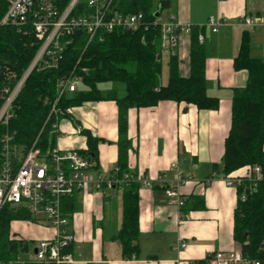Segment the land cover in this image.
I'll list each match as a JSON object with an SVG mask.
<instances>
[{
    "label": "crops",
    "instance_id": "1",
    "mask_svg": "<svg viewBox=\"0 0 264 264\" xmlns=\"http://www.w3.org/2000/svg\"><path fill=\"white\" fill-rule=\"evenodd\" d=\"M169 1L162 16L175 15L205 38L207 94L219 99L220 107L198 110L193 105L163 101L155 107L129 110L128 137L132 147L128 169L154 182L139 190V257L125 260L121 244L115 239L123 221V192H92L67 199L74 203L73 212L65 213L75 236L71 247L73 264H197L217 252L240 251L234 240L238 189L214 178L213 165H220L224 157L232 124L233 90L248 81L247 71L234 68L245 32L251 34L252 56L264 59V26L250 28L243 24L246 18H264V0ZM211 17L227 23L213 33L206 27ZM200 26L204 27L199 29ZM191 43V35H183L171 52L179 56L183 77L190 74ZM163 56L168 70L169 54ZM167 82L168 72L161 84ZM84 131L99 139L95 163L105 175L110 174L118 167L116 103L86 102L73 108V115L59 122L56 145L63 150L86 151ZM247 174L248 169L243 168L231 177L244 178ZM162 175L168 181L178 175L183 178L177 189L186 199L185 206L179 208L169 201L158 182ZM11 230L15 239L34 242L35 249L39 241L54 235L53 229L33 221H15Z\"/></svg>",
    "mask_w": 264,
    "mask_h": 264
},
{
    "label": "trees",
    "instance_id": "2",
    "mask_svg": "<svg viewBox=\"0 0 264 264\" xmlns=\"http://www.w3.org/2000/svg\"><path fill=\"white\" fill-rule=\"evenodd\" d=\"M63 12L71 0H53ZM169 0H114L117 11L123 15L142 14L143 26L137 32L117 30L100 32L89 42L88 34L78 30L69 41L57 68L34 72L28 79L16 102V116L11 131L16 132L19 144L29 148L37 139L43 152L56 145L58 133L47 122L52 104L58 98L57 85L72 74L82 78L79 90L60 98L59 118L67 108L86 102L114 101L118 107V167L120 175L128 172V152L132 147L128 137V112L130 109L151 108L163 101L193 105L198 110H218L220 101L208 96L206 80V50L199 42V30H193L190 50V74H180L179 56L168 57V82L161 84L163 52L160 46L161 26L157 12L169 7ZM8 10L6 0H0V21ZM84 2L78 4L75 15L83 12ZM162 15V13H161ZM160 15V16H161ZM40 42L32 28L20 32L13 26L0 28V65H7L20 76L39 50ZM237 71L248 72L247 84L233 90L232 124L225 140V153L220 165H213L216 174L231 176L243 168L259 167L262 179L252 188L246 178L238 188L239 200L234 212V240L240 246L243 258L249 264H264V59L251 53V34L245 32L238 56L234 60ZM110 84L106 91L100 85ZM122 85L123 88H120ZM63 111V112H62ZM47 122V124H46ZM3 129H0V133ZM88 149L79 151L93 161L98 159L97 144L90 131H84ZM136 175V174H134ZM138 182L125 187L123 196V221L115 237L122 247L125 260L139 257L140 198ZM245 196V200L241 197ZM74 203L67 200L64 213H72ZM26 207L5 206L0 211V264H42L33 257L35 243L15 239L11 225L15 221H35ZM197 264H206L201 261Z\"/></svg>",
    "mask_w": 264,
    "mask_h": 264
},
{
    "label": "built area",
    "instance_id": "3",
    "mask_svg": "<svg viewBox=\"0 0 264 264\" xmlns=\"http://www.w3.org/2000/svg\"><path fill=\"white\" fill-rule=\"evenodd\" d=\"M8 10L0 21L2 26H13L21 32L30 26L35 38L40 42L39 50L23 73L18 76L10 71L9 66L0 65V211L7 205L26 207L36 218L35 223L51 228L54 235L37 244L35 261L42 264H73L71 247L75 236L70 231L69 217L63 211L64 201L77 194L92 192H124L131 182H138L141 187L153 186L154 182L128 172L120 175V168L105 175L95 161L79 151L63 150L57 145L46 152L38 146V139L29 147L19 144L16 132L11 131L16 116V102L28 79L34 72L57 68L69 41L63 38L72 36L78 30L85 31L89 42L100 32L112 33L117 30L139 31L143 26L142 14L123 15L115 9L114 0H71L66 9L60 12L53 0H6ZM84 2L86 12L74 14L78 4ZM161 26L160 46L163 54H170L179 44L183 35H191L193 26L179 22L175 15L158 17ZM221 18H209L206 27L213 33L226 25ZM243 24L250 28L264 26V18H246ZM204 26H200L202 29ZM200 44L205 41L201 34ZM82 78L72 74L59 81L58 98L52 104L47 122L56 118L53 130L58 133L59 100L64 95L79 90ZM63 112V111H62ZM73 108L63 112V118L71 117ZM46 122V124H47ZM57 137V138H58ZM174 168V165L172 166ZM229 187L239 188L246 178L255 188L262 179L259 167L248 168L246 177L233 178L216 174ZM169 201L177 207L185 206L186 199L181 196L178 186L183 178L178 175L174 181L159 176ZM245 200V196L241 197ZM186 245L183 244V247ZM21 264V263H11ZM206 264H249L240 251L217 252L206 260Z\"/></svg>",
    "mask_w": 264,
    "mask_h": 264
},
{
    "label": "rangeland",
    "instance_id": "4",
    "mask_svg": "<svg viewBox=\"0 0 264 264\" xmlns=\"http://www.w3.org/2000/svg\"><path fill=\"white\" fill-rule=\"evenodd\" d=\"M153 1H154V4L156 5L157 3H159L160 0H153ZM166 61H167V60H166V56H163V72H162V75H161V77H160V80H162V78H163V80H165L166 77H167V72H168V70H167V62H166ZM99 87H100V89H101L102 91H106L105 89H109V88L111 87V85H110V84H107V85H100ZM119 87H120V88H123L122 85H119Z\"/></svg>",
    "mask_w": 264,
    "mask_h": 264
},
{
    "label": "water",
    "instance_id": "5",
    "mask_svg": "<svg viewBox=\"0 0 264 264\" xmlns=\"http://www.w3.org/2000/svg\"><path fill=\"white\" fill-rule=\"evenodd\" d=\"M161 13H162V10L160 9L155 16L158 18L160 17ZM34 253L37 254V249L34 250Z\"/></svg>",
    "mask_w": 264,
    "mask_h": 264
}]
</instances>
